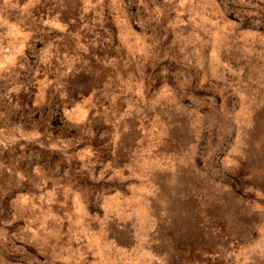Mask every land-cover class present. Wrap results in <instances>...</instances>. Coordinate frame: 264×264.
I'll use <instances>...</instances> for the list:
<instances>
[{"label":"rangeland","instance_id":"rangeland-1","mask_svg":"<svg viewBox=\"0 0 264 264\" xmlns=\"http://www.w3.org/2000/svg\"><path fill=\"white\" fill-rule=\"evenodd\" d=\"M0 264H264V0H0Z\"/></svg>","mask_w":264,"mask_h":264}]
</instances>
